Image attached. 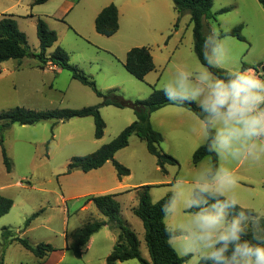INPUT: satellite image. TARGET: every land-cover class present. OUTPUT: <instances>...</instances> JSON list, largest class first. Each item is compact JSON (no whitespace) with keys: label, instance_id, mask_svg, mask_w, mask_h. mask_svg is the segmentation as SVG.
Here are the masks:
<instances>
[{"label":"rangeland","instance_id":"rangeland-1","mask_svg":"<svg viewBox=\"0 0 264 264\" xmlns=\"http://www.w3.org/2000/svg\"><path fill=\"white\" fill-rule=\"evenodd\" d=\"M68 1L80 3L66 17L62 8ZM161 1L49 0L34 5L35 0H0V18L5 14L13 15L34 54L40 51L37 23L40 17L44 18L59 37L57 44L47 50L48 55L54 52L56 46H61L69 53L70 63L91 76L101 90L117 89L127 100L143 101L150 97L153 88L161 89L177 65L187 64L197 68L201 63L195 52L190 14L182 17L176 29L172 28L168 44H165L163 35L150 29L165 25V18L159 15L155 5ZM165 1L171 4L172 10V0ZM111 3L124 9L122 26L116 35L105 37L96 32L93 13L94 8ZM212 13L215 19L205 20V36L212 26H223L229 31L242 26V34L247 41L230 36L228 43L240 68L244 64L250 65L258 69L259 73L255 74L264 79V9L259 1L213 0ZM136 47L149 48L156 64V70L150 72L144 81L133 77L124 67L128 52ZM23 62L26 65L40 63L34 56L24 58ZM63 72L64 75L56 83L65 89L64 94L50 91L47 86L49 78L40 76L33 75L23 82L26 85L21 97L11 89V78L0 81V114L16 107L45 111L82 109L100 104L101 99L90 87L73 79L69 71ZM35 88L38 95L31 94ZM100 112L106 123L101 139L95 138V122L91 117L73 118L61 123L45 120L35 125L14 124L3 131V144L12 169L7 171L0 146V194L12 199L14 205L0 219V238L1 227L6 226L15 235L27 238L33 246L49 243L56 248H65L84 223L107 220L93 203L86 202L85 195L118 194L122 217L136 232L143 257L151 261L143 222L133 212L139 204L136 188L154 185L151 195L157 202L166 196L169 186L178 176L190 177L195 172L200 164L193 165V155L202 146L199 133L193 131L197 127V116L180 107H167L153 113L151 124L164 138L161 148L177 159L179 165H168L167 173H162L146 143L132 136L129 145L118 151L114 158L131 171L129 176L122 178V183L111 161L90 173L67 172L72 158L96 152L137 119L134 110L129 107L106 106ZM185 112L189 115L185 116ZM165 113L162 117L161 114ZM247 165L245 163L235 171L237 177ZM256 173L264 179V165L256 168ZM120 183L126 184L127 188H118ZM250 188L248 191L251 194H264L262 186ZM63 197L67 199L66 204L62 201ZM41 210L40 215L23 231L27 219ZM92 238L91 246L85 247L81 258L66 250L63 258L60 256L63 251H59L45 262L20 243L13 242L5 250L4 264H107L106 258L113 250L118 231L105 226ZM117 264L141 263L134 259ZM184 264H196V261L190 258Z\"/></svg>","mask_w":264,"mask_h":264},{"label":"clouds","instance_id":"clouds-1","mask_svg":"<svg viewBox=\"0 0 264 264\" xmlns=\"http://www.w3.org/2000/svg\"><path fill=\"white\" fill-rule=\"evenodd\" d=\"M229 39V29L212 26L199 67L177 65L160 89L176 107L197 106L193 131L208 153L190 177L178 176L169 186L161 213L180 257L196 264H264V210L242 204L231 167L264 164V79L240 68Z\"/></svg>","mask_w":264,"mask_h":264},{"label":"trees","instance_id":"trees-1","mask_svg":"<svg viewBox=\"0 0 264 264\" xmlns=\"http://www.w3.org/2000/svg\"><path fill=\"white\" fill-rule=\"evenodd\" d=\"M49 0H35L34 5H41ZM264 9V0H258ZM175 10L178 13V20L175 28L178 27L182 17L186 14L191 15L193 23L195 52L200 62L203 61L201 53L202 45L205 39L204 26L205 20L215 19L212 13L213 0H173ZM225 11V10H224ZM96 30L99 34L106 37L115 35L119 30V11L117 6L112 3L105 7L96 19ZM243 27L229 31V35L236 37L240 41H247L242 34ZM37 36L40 41V51L34 54L31 51L27 36L18 26L13 15L5 14L0 18V64L16 60L21 62L24 58L34 56L39 59L42 65L49 62L58 65L69 71L73 79L80 81L90 87L95 94L101 99L100 104L82 109H52L38 111L25 107H16L10 111L0 114V146L2 149L3 161L8 172H11V163L4 147L3 131L14 124L35 125L45 120H54L56 123L65 122L73 118H93L95 122V138L101 139L104 136L106 123L101 116V108L106 106H115L118 108H132L136 114V121L126 127L121 134L112 142L102 146L96 152L83 156L74 157L68 165V173L82 171L89 173L93 170L102 168L107 162H113L117 170L118 177L122 179L129 176L131 171L114 158L118 151L129 145L132 136L139 137L146 143L147 149L151 155L156 158L157 166L162 173H167L168 165H179L177 159L164 152L161 148L163 135L157 131L151 124V115L170 104L163 91L153 88V92L147 100L130 101L127 100L117 89L108 91L101 90L96 81L86 74L79 67L70 63L69 53L65 48L56 46L51 55L47 50L55 46L58 42V34L52 30L46 20L39 18L37 23ZM125 69L133 77L144 81L146 76L155 70V62L152 53L147 47H136L128 52L127 59L124 63ZM254 67L244 64L242 70L252 69ZM258 71V69L254 68ZM219 76L224 75L222 69H211ZM184 108L193 112L196 116L199 109L195 104L186 105ZM208 155L205 146L199 147L193 155V165L198 166ZM218 163V161H217ZM154 185H145L136 188L138 191L139 204L133 209L134 214L141 219L145 229V243L150 255L151 261L143 257L141 252V242L136 232L131 229L128 223L122 217V207L118 201V194H104L87 196L86 202L93 203L97 209L104 215L107 220L87 221L72 236L71 244L67 245V250L81 258L84 254L85 247L89 241L103 227L109 226L112 230L118 231V238L113 247L111 254L106 258L107 264H117L137 259L141 264H184L190 257H180L174 247L170 245L165 232V222L161 213V204L163 199L154 202L151 189ZM14 202L12 199L0 194V219L7 215ZM43 210L35 213L27 219L23 231H26ZM13 242L20 243L24 248L31 251L37 258L44 260L53 252L58 251L56 247L49 243H39L33 246L25 237H20L14 232L4 227L0 238V264H4V255L6 248Z\"/></svg>","mask_w":264,"mask_h":264},{"label":"crops","instance_id":"crops-1","mask_svg":"<svg viewBox=\"0 0 264 264\" xmlns=\"http://www.w3.org/2000/svg\"><path fill=\"white\" fill-rule=\"evenodd\" d=\"M172 2H173V0H172ZM79 3L70 2V1L66 2L65 5L62 8L63 14L67 17L70 14V12L72 11V9H74V7H76V5H78ZM155 5L157 7L159 15L161 17L165 18L166 22H165L164 27H152L150 29L152 31H154V32H159L161 35H163L165 44H168V42H169V40L171 38V35H170L171 34V30H172V28L176 29L175 25L177 23L179 15H178L177 11L175 10L174 2L172 4L173 6H171L172 10H170V5L171 4H169V2H167L165 0H163L161 2H157ZM106 6H108V4L103 5V6L99 7V8H94V13L93 14L95 16V30H96V19H97L98 15L101 13V11ZM118 11H119V30L118 31H120L121 30V26H122L121 22H122L124 9L122 10L119 7ZM175 21H176V23H175ZM96 32H97V30H96ZM102 36H104V35H102ZM126 59H127V57H126ZM64 70L60 66L52 64L51 62H49L46 65H42L41 62L39 63V65H36V64L35 65L34 64L26 65V64H24L23 60L21 62L15 61L13 63L6 61V62L0 64V81L6 80L7 78H11V80H12L11 89L13 90L14 94H16V96L21 97L22 94H23V87H25V85H26V83H23V82H26L27 80H29L31 77H33V75L34 76H40L43 79L49 78V83H48L47 86L50 88V91H58V92L64 94L65 89L61 85L56 83L57 79L59 77H61L62 75H64L63 74ZM155 70H156V64H155ZM248 70H251L254 73L255 72L259 73V71L255 70L254 68L248 69ZM37 91L38 90L36 88L32 89L31 94L34 93L35 95H38ZM167 107H176V106L168 105L166 107H163L162 109H165ZM183 109H185L188 113L190 112V113L194 114L193 112L189 111L188 109H186L184 107H183ZM187 112H185V116L189 115V114H187ZM166 114L167 113H165L163 115L161 114V116L163 117ZM109 162H107V163H109ZM244 164L245 163H243V162L242 163H236L235 166H233L234 172L236 170H238L239 167H241ZM261 165H264V164L253 165V164L248 163L247 167L242 171V174H240L237 177L238 178L237 193H238V195H239V197L241 199L242 204H244L245 206L254 207V208H258L260 210H264V194L259 193V192L255 193V194H251L248 191V189H251L250 188L251 186H258L259 185V186L264 187V179H261L259 174L256 173V168H258ZM121 182L123 183L124 179H122ZM122 183L119 184L118 188H121V189L127 188L126 187L127 185L126 184H122ZM90 195H93V194H87L85 196H90ZM62 201H63V203L66 204L67 199L65 197H63ZM154 202H156V201H154ZM4 227H6V226L1 227V229H3ZM92 240H93V238H91V240L88 243L89 247L91 246ZM67 245H66L65 248H62V249L57 248L59 250L56 251V252L63 251V253L60 255L61 258H63L64 252L67 250L66 249ZM53 253H55V252H53ZM52 254H50L47 258H45L43 260V262H45L47 259H49L52 256ZM41 263L42 262H40V264Z\"/></svg>","mask_w":264,"mask_h":264},{"label":"water","instance_id":"water-1","mask_svg":"<svg viewBox=\"0 0 264 264\" xmlns=\"http://www.w3.org/2000/svg\"><path fill=\"white\" fill-rule=\"evenodd\" d=\"M263 71H264V67H263Z\"/></svg>","mask_w":264,"mask_h":264}]
</instances>
